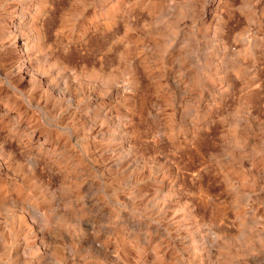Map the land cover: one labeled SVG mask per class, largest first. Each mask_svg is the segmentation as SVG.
<instances>
[{
	"label": "rangeland",
	"instance_id": "rangeland-1",
	"mask_svg": "<svg viewBox=\"0 0 264 264\" xmlns=\"http://www.w3.org/2000/svg\"><path fill=\"white\" fill-rule=\"evenodd\" d=\"M0 264H264V0H0Z\"/></svg>",
	"mask_w": 264,
	"mask_h": 264
}]
</instances>
